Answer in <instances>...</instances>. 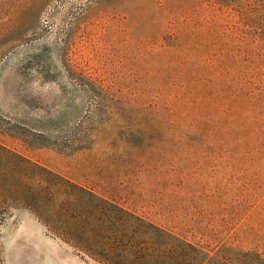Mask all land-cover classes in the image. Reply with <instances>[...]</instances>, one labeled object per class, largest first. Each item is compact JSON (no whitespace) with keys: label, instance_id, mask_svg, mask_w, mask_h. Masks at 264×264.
Wrapping results in <instances>:
<instances>
[{"label":"rangeland","instance_id":"rangeland-1","mask_svg":"<svg viewBox=\"0 0 264 264\" xmlns=\"http://www.w3.org/2000/svg\"><path fill=\"white\" fill-rule=\"evenodd\" d=\"M52 172L264 264V0H0V264H104Z\"/></svg>","mask_w":264,"mask_h":264},{"label":"trees","instance_id":"trees-1","mask_svg":"<svg viewBox=\"0 0 264 264\" xmlns=\"http://www.w3.org/2000/svg\"><path fill=\"white\" fill-rule=\"evenodd\" d=\"M50 175L57 179V183L73 199L70 209L61 212L60 215L63 214L67 217L71 222L70 225L75 226L77 230L79 229L83 235L89 233L97 239L93 246L82 245L79 248L83 253L96 260L102 261L104 264H195L197 262L196 258L203 256L204 251L201 248L161 230L156 225L148 223L142 217L118 207L114 203L98 199L91 191L83 189L64 177L53 172ZM80 199H86L91 208L82 211V205H78ZM100 207L111 214L110 216L114 218L115 223H119L123 227L126 223H130L135 228V232H129L127 235L122 236L113 232L110 236H107V241L101 242V235H105L104 226L101 227L95 220L91 221L89 219L85 223L81 222L82 225L80 226L81 217L93 215V210L97 211ZM42 208V206L35 207V212L42 216ZM45 222L48 223V221ZM86 226L87 229L84 230ZM160 238H166L164 244L158 241ZM96 247H103L109 253L108 257L100 259L103 253ZM112 255L116 258H113Z\"/></svg>","mask_w":264,"mask_h":264}]
</instances>
